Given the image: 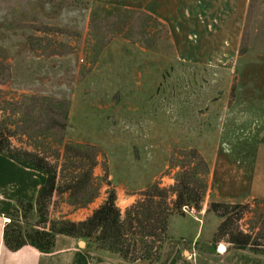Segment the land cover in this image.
<instances>
[{
	"label": "rangeland",
	"instance_id": "obj_1",
	"mask_svg": "<svg viewBox=\"0 0 264 264\" xmlns=\"http://www.w3.org/2000/svg\"><path fill=\"white\" fill-rule=\"evenodd\" d=\"M159 23L91 0H0V123L14 132L13 148L56 167L60 189L81 171L64 146L94 149L84 152L96 161L97 198L80 207L59 191L49 201V222L85 220L110 191L125 219L153 185L169 190L173 202L177 180L188 174L205 182L208 206H248L237 226L264 244V0H247L240 26L225 36L190 42L188 25L170 35ZM31 95L69 102L62 144L27 136L19 102ZM233 189L244 198L225 202ZM182 210L167 236L190 250L198 220ZM213 215L203 221V237L218 220ZM218 247L206 255L211 247L201 242L194 264H228L225 252L234 250L224 240ZM169 254L162 250L157 264H181Z\"/></svg>",
	"mask_w": 264,
	"mask_h": 264
},
{
	"label": "trees",
	"instance_id": "obj_2",
	"mask_svg": "<svg viewBox=\"0 0 264 264\" xmlns=\"http://www.w3.org/2000/svg\"><path fill=\"white\" fill-rule=\"evenodd\" d=\"M158 26L165 28V33L168 34L164 24L159 23ZM21 101L19 106L25 107L24 131L28 129L30 132L26 131L27 136H48L62 144L67 128L69 102L61 98L36 95ZM13 134L0 123V155L40 171L45 181L37 190L33 202L16 197L12 203L7 216L9 222L4 226L2 237L4 247L11 252L31 247L41 254H50L54 250L55 238L63 236L85 241L87 248L116 256L126 264H157L163 244L168 239L170 217L184 215L183 208L199 211L205 197V182L192 180L188 174H183L173 188V202L169 201V190L153 185L141 194L142 198L126 211L125 219H122L121 212L115 205L116 194L110 191L102 205L94 209L85 220L49 222V201L57 192L69 193V199L75 200L74 203L80 207L87 206L97 198L98 191L91 187L96 161L84 152L94 149L64 146L66 156L70 154L80 160L78 166L81 171L60 189L56 167L37 153L13 148L10 142ZM248 210L245 204L210 203L208 212L215 214L221 221L209 246L214 247L224 240L234 251L264 257V244L258 243L250 234H244L237 226ZM262 221L264 223V213ZM149 238L155 239L150 245L146 241Z\"/></svg>",
	"mask_w": 264,
	"mask_h": 264
},
{
	"label": "crops",
	"instance_id": "obj_3",
	"mask_svg": "<svg viewBox=\"0 0 264 264\" xmlns=\"http://www.w3.org/2000/svg\"><path fill=\"white\" fill-rule=\"evenodd\" d=\"M97 4L109 6H124L128 9H136L147 13L148 16L155 18L160 23L166 25L170 35L177 33V27L188 25L190 29L191 41L198 40V36L211 34L226 35L224 31L233 28L234 24L240 26L245 15L247 0H91ZM214 28V29H213ZM193 31H192V30ZM213 31V32H212ZM44 175L36 169L21 164L0 155V264H113L119 262V258L106 253L94 251L87 248L85 241L57 236L55 238L54 250L50 254H41L36 249L24 247L19 251L11 252L3 245V229L9 222V215L12 203L16 197L25 201L33 202L37 190L44 184ZM234 187L239 183L232 182ZM234 190V189H233ZM227 195L225 202H232L244 198L242 192L236 191ZM208 202L202 201L201 209H192V215L197 221V231L190 240V250L186 248V242H180L168 235L167 241L163 244V252L169 250L172 262L177 261L181 264H194L195 259L199 258L201 242L203 246L209 245L221 221L216 215L208 212ZM216 217L210 225L208 236L203 237L201 232L203 221L210 216ZM175 217L172 216L170 220ZM202 221V222H201ZM169 231V220H168ZM167 231V232H168ZM83 242V246H80ZM223 246V245H222ZM221 246V247H222ZM226 249L229 248L226 245ZM210 247V246H209ZM214 247H216L214 249ZM205 250L206 255L213 254L217 249L218 243ZM219 248V247H218ZM218 250V249H217ZM209 251V253L207 252ZM225 247L219 254L224 253ZM187 253V256H185ZM229 256L228 264H264V257L252 255L244 251H226ZM171 262V263H172ZM122 263V262H121Z\"/></svg>",
	"mask_w": 264,
	"mask_h": 264
},
{
	"label": "water",
	"instance_id": "obj_4",
	"mask_svg": "<svg viewBox=\"0 0 264 264\" xmlns=\"http://www.w3.org/2000/svg\"><path fill=\"white\" fill-rule=\"evenodd\" d=\"M80 246H83V242H80Z\"/></svg>",
	"mask_w": 264,
	"mask_h": 264
}]
</instances>
